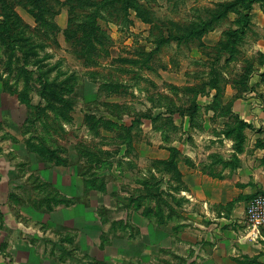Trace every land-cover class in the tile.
<instances>
[{"label": "rangeland", "instance_id": "obj_1", "mask_svg": "<svg viewBox=\"0 0 264 264\" xmlns=\"http://www.w3.org/2000/svg\"><path fill=\"white\" fill-rule=\"evenodd\" d=\"M40 1L0 0V264L219 263L187 190L239 164L247 31L189 34L203 0H104L94 31L102 0Z\"/></svg>", "mask_w": 264, "mask_h": 264}, {"label": "crops", "instance_id": "obj_2", "mask_svg": "<svg viewBox=\"0 0 264 264\" xmlns=\"http://www.w3.org/2000/svg\"><path fill=\"white\" fill-rule=\"evenodd\" d=\"M203 1L207 9L234 0ZM245 14L248 15L246 26L240 19ZM225 18L232 20L234 28L247 31L243 39L251 44L249 52L255 55L244 90L231 105V117L241 124L242 148L235 153L223 147L226 154L235 153L239 164L234 168L222 166L216 175L209 173L210 170L194 169L187 192L203 207L206 229L213 230L206 234L205 244L223 254L217 264H264V230L254 234L245 221L247 202L255 194L264 192V0H244ZM212 26L205 37L218 41L224 30L219 23L214 22ZM222 143L227 145L230 140H222ZM13 217L7 216L8 221ZM28 235L23 233L22 237ZM24 241L29 247L28 238ZM12 243L8 249L16 248ZM221 243H226V253L219 246Z\"/></svg>", "mask_w": 264, "mask_h": 264}, {"label": "trees", "instance_id": "obj_3", "mask_svg": "<svg viewBox=\"0 0 264 264\" xmlns=\"http://www.w3.org/2000/svg\"><path fill=\"white\" fill-rule=\"evenodd\" d=\"M27 1H29V0H27ZM32 1H34V4L39 3V0H31V2ZM71 1H73V0H65V3L71 5ZM114 1L115 2H121L123 6L126 5V12H125L126 15H128L127 12H129V10L132 9V11H134L135 15L138 18H141L142 21L144 22L143 16L141 13V8L137 4L138 3L137 0H114ZM243 1L244 0H234L232 2L216 4L215 6L217 8H221V12H217V13H213V14L211 13L210 18L207 20V22H203V23L195 22V23H193L191 25V29H190L189 34H191V35L193 34L194 36L201 37L204 33L208 32L212 28V23L214 20H219L220 18L225 17L228 12L235 11L236 6L239 3H242ZM40 2H42L43 5L47 3L46 0H41ZM103 2H104V0H102L100 4H97L98 5L97 7H95L93 10L90 11L92 13L90 19L87 16H81L80 20L77 21L79 23V26L75 27V28L80 29L81 26L85 25V26H87L88 29H91L92 31L98 30V25L95 23L94 17L98 14V11L100 9H102L101 5H103L102 4ZM92 7H94V4ZM44 8H45V10L49 9V7L47 5H44ZM74 10L75 9H73L72 6H71V8H69V10H68L69 17H71L73 15V13H75ZM69 17H68V26L70 28L71 24L75 23L74 22L75 20H71ZM242 21L244 23V26H246L248 23V15H246V14L243 15ZM236 32H237V30H234V33H236ZM218 43H220V42H218ZM248 73H249V70L244 74V77H243L244 83L246 82V80L248 78Z\"/></svg>", "mask_w": 264, "mask_h": 264}, {"label": "built area", "instance_id": "obj_4", "mask_svg": "<svg viewBox=\"0 0 264 264\" xmlns=\"http://www.w3.org/2000/svg\"><path fill=\"white\" fill-rule=\"evenodd\" d=\"M245 221L254 234L264 230V192L255 194L247 202Z\"/></svg>", "mask_w": 264, "mask_h": 264}]
</instances>
